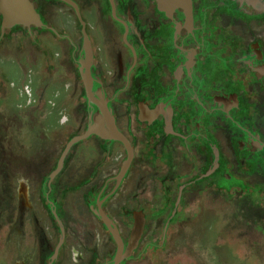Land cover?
I'll return each mask as SVG.
<instances>
[{
    "label": "flooded vegetation",
    "instance_id": "af4514ba",
    "mask_svg": "<svg viewBox=\"0 0 264 264\" xmlns=\"http://www.w3.org/2000/svg\"><path fill=\"white\" fill-rule=\"evenodd\" d=\"M31 1L43 25L5 32H44L70 103L45 127L39 199L22 209L24 186L14 176L8 192L0 168V245L10 233L14 250L0 264H163L194 222L224 223L226 202L240 231L264 238V0ZM101 103L112 124L95 118ZM113 127L128 143L106 137Z\"/></svg>",
    "mask_w": 264,
    "mask_h": 264
},
{
    "label": "rangeland",
    "instance_id": "374dc122",
    "mask_svg": "<svg viewBox=\"0 0 264 264\" xmlns=\"http://www.w3.org/2000/svg\"><path fill=\"white\" fill-rule=\"evenodd\" d=\"M19 33L6 31L5 39L0 40V168L10 175L6 183L8 192L14 176L17 195L20 196L21 184L24 186L21 193L25 198L22 209H25L33 204V199H39L35 179L42 167V149L47 146L46 124L51 126L54 120L62 118L70 94L63 82L65 73L59 67H51L40 54L44 32H35L34 39L26 32L18 37ZM31 80L36 85L34 93ZM34 96L37 99L33 103L37 105L27 106ZM232 211V205L226 202L224 223L194 222L192 232L184 237L180 235L177 243L171 245L163 264H264V238L240 231L243 226L231 220ZM27 213L28 210L25 217ZM25 221L26 218L22 230H29L30 223L25 228ZM77 230L85 236L83 225ZM5 235L0 245V260H8L14 251L13 244L7 243L10 233Z\"/></svg>",
    "mask_w": 264,
    "mask_h": 264
},
{
    "label": "water",
    "instance_id": "95a60500",
    "mask_svg": "<svg viewBox=\"0 0 264 264\" xmlns=\"http://www.w3.org/2000/svg\"><path fill=\"white\" fill-rule=\"evenodd\" d=\"M67 1L76 6V4L72 0H67ZM161 1H164V0H161ZM181 1L186 2L187 0H181ZM188 3L190 4V1H188ZM0 12L3 16L2 34L5 33V28L11 27V26L15 25L16 23H26V24L35 23V24L40 25V26L43 25L41 16H40L39 12L36 10V7L31 0H0ZM85 49H86V53H87V55H86L87 60L90 61L91 49H90L89 38L87 35L85 37ZM85 81L87 83V88L90 91L89 77L85 76ZM100 107H101L102 113H98L96 115L95 118L97 119V121L100 122V124H101L102 123L101 120L104 119L108 122V124H112L113 119H112V116L110 115V112H109L107 106L105 104L101 103ZM96 129H97L96 126H92L87 131L86 134L76 136L67 145V148L63 154V157L60 160L59 168L54 171V173L52 174L51 177H54L59 172L60 168L63 166L64 157L67 154V152L69 151L71 145L74 142H76L82 138H85L90 133L95 132ZM106 137L122 140V141L128 143L127 139L115 127L112 128V132L108 133ZM130 161H131V157H130L129 161L125 164V168L128 166ZM104 219H105L107 225L111 228V230L115 234V237L118 240H120L119 235L117 233V230L112 227V222L110 221V219H108L107 217H104ZM142 231H143L142 222L137 223L135 228H134L131 240H130L129 248H128L125 255H130L132 253V250L137 246V243L139 241V238L141 236ZM123 255H124L123 253H119L117 260H119L121 257H123Z\"/></svg>",
    "mask_w": 264,
    "mask_h": 264
},
{
    "label": "trees",
    "instance_id": "16d2710c",
    "mask_svg": "<svg viewBox=\"0 0 264 264\" xmlns=\"http://www.w3.org/2000/svg\"><path fill=\"white\" fill-rule=\"evenodd\" d=\"M5 35L2 36V34L0 33V39H4Z\"/></svg>",
    "mask_w": 264,
    "mask_h": 264
}]
</instances>
